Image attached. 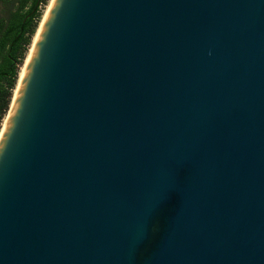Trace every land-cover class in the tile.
I'll return each mask as SVG.
<instances>
[{
  "label": "water",
  "instance_id": "water-1",
  "mask_svg": "<svg viewBox=\"0 0 264 264\" xmlns=\"http://www.w3.org/2000/svg\"><path fill=\"white\" fill-rule=\"evenodd\" d=\"M0 264H264V0H54L0 137Z\"/></svg>",
  "mask_w": 264,
  "mask_h": 264
},
{
  "label": "trees",
  "instance_id": "trees-1",
  "mask_svg": "<svg viewBox=\"0 0 264 264\" xmlns=\"http://www.w3.org/2000/svg\"><path fill=\"white\" fill-rule=\"evenodd\" d=\"M48 0H0V133ZM24 67V66H23Z\"/></svg>",
  "mask_w": 264,
  "mask_h": 264
},
{
  "label": "bare ground",
  "instance_id": "bare-ground-1",
  "mask_svg": "<svg viewBox=\"0 0 264 264\" xmlns=\"http://www.w3.org/2000/svg\"><path fill=\"white\" fill-rule=\"evenodd\" d=\"M53 2H54V0H52V3H51V5H50V7H49V9H48V11H47L45 17L43 18L42 23H41L39 29H38L37 35H36V37L34 38L32 48H31V50H30V52H29V56H28V58H27V60H26V62H25L24 67L22 68V71H21V74H20V78H22L23 75H24V72H25V70H26V65L28 64V62H29V60H30L31 54H32L33 49H34V45H35V43H36V41H37V39H38V37H39V35H40V33H41L42 27H43V25H44V23H45V21H46V19H47V16H48V14H49V12H50V9H51V7H52V5H53ZM6 119H7V118H6ZM5 124H6V121H5V123H4L3 127H2L1 134H2V132H3V129H4V127H5ZM1 134H0V137H1Z\"/></svg>",
  "mask_w": 264,
  "mask_h": 264
},
{
  "label": "rangeland",
  "instance_id": "rangeland-1",
  "mask_svg": "<svg viewBox=\"0 0 264 264\" xmlns=\"http://www.w3.org/2000/svg\"><path fill=\"white\" fill-rule=\"evenodd\" d=\"M51 3H52V0H48V3H47V4L41 6V11H42V14H43V18L45 17V15H46V13H47V11H48V9H49ZM43 18H42V20H43ZM41 23H42V21L40 22V25H41ZM39 27H40V26H39ZM36 35H37V34H36ZM31 46H32V45H31ZM28 56H29V55H28ZM27 58H28V57H27ZM26 60H27V59H26ZM24 65H25V63L23 64V66H24ZM23 66L21 67V70H22ZM19 77H20V76H19Z\"/></svg>",
  "mask_w": 264,
  "mask_h": 264
}]
</instances>
